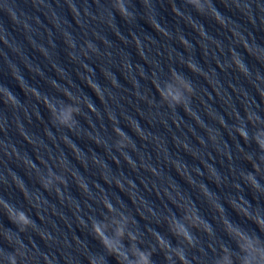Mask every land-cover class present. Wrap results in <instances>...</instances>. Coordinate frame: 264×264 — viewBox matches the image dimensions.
<instances>
[{
    "label": "water",
    "instance_id": "1",
    "mask_svg": "<svg viewBox=\"0 0 264 264\" xmlns=\"http://www.w3.org/2000/svg\"><path fill=\"white\" fill-rule=\"evenodd\" d=\"M258 140L264 0H0V264H264Z\"/></svg>",
    "mask_w": 264,
    "mask_h": 264
},
{
    "label": "clouds",
    "instance_id": "2",
    "mask_svg": "<svg viewBox=\"0 0 264 264\" xmlns=\"http://www.w3.org/2000/svg\"><path fill=\"white\" fill-rule=\"evenodd\" d=\"M120 12L125 18H127L129 15L127 13L126 9H124L122 6L120 8ZM213 18L216 19L217 22H220L219 15L217 13H214ZM187 67L190 71H193L194 73L197 71L195 66L191 62L187 64ZM233 67L235 68L236 71L240 72L241 75L247 76L248 73L245 71L244 66H243L241 61L236 60L233 64ZM181 83L184 85L185 89L190 94L193 93V90L189 84L185 83L183 80H181ZM5 94L7 95L9 100H12L14 102V98L11 96L10 93L6 92ZM168 96H171L172 100H174L175 102H177V103L180 102V96L179 95H173L171 90H169ZM71 113H72L71 109H68L67 111L63 112L61 119H60V123L65 125V126H68L69 121L71 119ZM239 131H240L241 137H243L244 139H247V133L245 131H243L242 129ZM258 143H259L261 149H264V140H258ZM121 147H123V145H121ZM81 187H83V186H81ZM253 187H256V182L254 180H253ZM45 188H47V186H45ZM106 207L108 208L109 211H111V205L106 204ZM217 212L219 214V209H217ZM245 218H248L246 213H245ZM9 219L12 220V222H14V223H22L25 226H27L31 223V221L23 213L20 214L18 220L13 218L11 216V214L9 215ZM221 223H223V220H221ZM257 226L264 228V225H262L260 223H257ZM192 227L194 229H196L197 231L203 230L206 234L211 235V231L209 229L208 223L204 222V224L202 225L200 223L198 217L196 218ZM172 231H173L174 235L183 237V239L188 243V245L190 247L194 246V241H193L192 235L186 227H184L182 225H178ZM94 233H95L96 237L100 240L101 244L105 247V249L109 253V255L117 258V264H128V261L131 258L128 256L127 253L122 251V248L124 247L123 237L125 235L123 228H121V227L117 228V230L115 232V237H116L115 239L107 237L100 225L94 226ZM228 234L231 235V233H228ZM129 239L134 242L136 240V237L135 236H129ZM157 244L161 248L162 251H164L166 253L171 251L170 244L165 242L160 237H157ZM176 255L180 260V264H187L186 257L183 254V250L178 251L176 253ZM151 256H152V252L142 251L138 247L132 248V257L136 258L134 260L133 264H152ZM166 259H170V257L166 256ZM12 264H15L14 260H13ZM245 264H249V262L246 261Z\"/></svg>",
    "mask_w": 264,
    "mask_h": 264
}]
</instances>
